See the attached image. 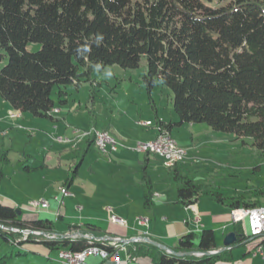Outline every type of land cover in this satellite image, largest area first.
Segmentation results:
<instances>
[{
  "label": "trees",
  "instance_id": "16d2710c",
  "mask_svg": "<svg viewBox=\"0 0 264 264\" xmlns=\"http://www.w3.org/2000/svg\"><path fill=\"white\" fill-rule=\"evenodd\" d=\"M216 1L213 6L203 0H0V47L4 50L0 61L7 58L0 66V95L22 112L53 119L55 88L60 102L65 103L62 97L68 85L78 86L82 77L89 79L92 68L110 64L136 68L144 57L147 90L151 93L158 83L169 87L179 116L175 123L156 116L160 132H170L174 124L204 122L215 130L234 133L243 143L251 138V144L264 152V0ZM29 42L41 47L28 50ZM84 141L95 142L94 134ZM168 169L176 185L177 204L184 207L194 204L202 193L230 210L262 205L263 191L250 196L205 191V185L185 174L178 163ZM144 171V203L151 207L153 186ZM16 209L0 202V239L21 247L41 244L48 251L80 252L91 245L85 236L48 238L25 233L51 234L55 221L26 220ZM234 224L237 243L242 244L248 237L245 226ZM68 230L92 235L93 244L105 246L111 253L118 250L96 239L106 234L98 224L69 223ZM125 246L130 259L145 264L234 260L233 249L178 256L146 241ZM220 247L215 230L204 227L200 233L181 234L171 248L205 252ZM29 252L34 250L19 249L17 254Z\"/></svg>",
  "mask_w": 264,
  "mask_h": 264
},
{
  "label": "rangeland",
  "instance_id": "374dc122",
  "mask_svg": "<svg viewBox=\"0 0 264 264\" xmlns=\"http://www.w3.org/2000/svg\"><path fill=\"white\" fill-rule=\"evenodd\" d=\"M203 1L209 5H217L216 0ZM40 47L41 44L37 42H29L27 45V49L31 51L38 50ZM0 53H4L1 47ZM6 61L7 58L0 61V66ZM80 69L85 70L84 67ZM146 70L147 61L144 57L136 68H125L119 64H110L103 68L96 66L92 68L89 79L82 77L78 86L68 85L67 94L62 97L67 100L66 103L60 102L58 89L55 88L54 106L62 110L60 115H56L61 117L59 121L53 122L49 118L35 116L27 111L20 112L25 115L24 118H19L20 114L11 112L0 116V174L4 165L3 169L6 171L5 176H0L1 192L15 196L14 200L19 206L23 204L30 206L31 202L41 201L44 197L50 201L49 206L34 210L17 207L21 210L22 218H25L27 213L33 212L34 219H52L57 229L64 231L68 228V223L74 222L78 224L92 222L108 230V223L114 216L127 222L130 229L129 234L136 233L135 231L142 228L147 236L149 234L160 242H170L174 245L178 241V236L171 238L170 229H166V226L172 221L181 219V215L177 216V214L185 208L173 204L177 212L171 213L167 220L165 217L169 213L168 206H161L160 203L163 201L158 197L154 199L156 202L152 207L146 206L144 201L140 207L136 202H132L129 206L127 202L121 207L116 201V197L129 193L127 188L132 190L142 188L145 165L146 173L154 189L153 192H162L161 194L164 193L167 196L174 195L175 199H177V189L168 168L176 163L185 174L193 177L198 183L204 184L205 191L221 190L228 195L244 196H250L257 191L264 192V152L251 144V138L247 137L246 143H243L242 139L237 138L234 133L215 130L204 122H184L172 126V131H170L172 138L185 151L176 162L154 152L150 153V163L146 162V153L149 152L139 151L137 145L140 142H151L159 134H157L159 129L156 116L158 115L166 122L179 121L174 108L173 91L158 83L149 93L144 82ZM0 99H2L1 95ZM66 116L67 121L64 120ZM67 122L71 127H66ZM59 123L60 129L56 130L55 127ZM113 127L131 129L130 131L136 132L137 136L141 134L145 136V133L149 132L157 135L152 140H140L135 146L123 141L119 146L118 141L113 137L117 135ZM73 130L78 132L74 133L75 138L69 137ZM99 132L113 138L118 144L116 148L118 146L123 149L127 148L136 154L128 158L123 157L121 161L112 159L113 161L109 162L112 153L106 156L107 148L103 151L94 143L96 148L91 147L86 161L80 167V173L71 187L69 198H66L63 193L67 190L58 191V184L55 185L54 182L49 181L48 177L53 176L54 180L59 178L66 180L74 168L71 172L68 166L49 172L48 169L33 170L34 167L37 168L35 164L40 166L43 155L50 150L62 154L66 159H72L75 157L74 149L78 148V144L87 136L91 134L95 136ZM35 158L38 160L36 161ZM98 158L102 160L99 161ZM20 170L24 172V176L13 174ZM71 178L72 175L70 180L74 179V177ZM48 186L52 187L49 192L46 191ZM54 190L57 192L54 193ZM75 194H77L76 197ZM55 195L58 198H55ZM260 200L262 205L257 207H264V196L260 197ZM197 202H195L197 209L206 211L202 215L201 227L197 231L199 233L206 224H210L213 215L229 210L227 206L219 203L207 193H202ZM114 206H117V210ZM143 209L147 213H143ZM58 212L64 215L63 221L57 219ZM140 217L148 218V225H140L138 223ZM117 224L121 222L117 221ZM212 225L215 227L210 228L215 230L219 245H223L225 237L237 226L233 222H228L225 227L219 229L217 226L220 224L212 223ZM246 225L247 221H245L247 231ZM154 231L160 235H156ZM126 244L128 243H119V259L127 264H145L129 258L125 249ZM250 244L242 243L233 248L234 260L224 264H261V257L249 251ZM19 249L21 250V246L18 244L1 238L0 264H60L61 249L52 250L50 258L32 253L18 255ZM5 253H9V256L5 257ZM97 260L96 264H99L102 258L98 255H91L87 262L95 264Z\"/></svg>",
  "mask_w": 264,
  "mask_h": 264
},
{
  "label": "crops",
  "instance_id": "0c3cea01",
  "mask_svg": "<svg viewBox=\"0 0 264 264\" xmlns=\"http://www.w3.org/2000/svg\"><path fill=\"white\" fill-rule=\"evenodd\" d=\"M14 110H17V111L15 112ZM9 112H11L13 114H15V113L20 114L21 110L16 109L8 101L4 100L3 98L0 99V116L1 115L5 116ZM60 113H62V110L59 109L58 107H55L54 106L53 110L51 111V114L53 115V119H50V118L49 119L52 120L53 122L54 121H59V118H61V117H58L56 115L57 114L60 115ZM20 115L21 116L19 118H24L25 117V115L23 113H21ZM161 119H163V118H161ZM64 120L65 121L68 120L67 116L64 117ZM37 123L40 124V122H37ZM66 127L67 128L71 127V126H69L68 122L66 123ZM113 128L115 129V131H117V133H116L117 135H114L113 137L116 138V140L119 143V146H120L121 141H123L124 143H127L129 145L135 146L138 142H140V140H145V141L152 140L155 137V135H157L158 133L160 134L162 132V131L161 132L158 131L157 134H151V132H149V133H145V136L143 134L137 136L136 135V132H131L130 131L131 129L118 128V127H113ZM55 129L56 130H59L60 129V123L58 125H56ZM76 131L75 130L71 131L69 137H71V138L74 137L75 138V134L78 133ZM92 146H94L96 148V146L94 145L93 142L86 144L85 141H81L78 144V148L74 147V148H76V149H74L75 150V157H73L72 159H66V158H64L62 156V154L56 153V152H53V151L50 150V151L46 152V154L43 155L42 159L40 160V166H37L39 164H35L37 168L34 167L33 170L34 171H40L41 169H44V170H47L48 169V172H49V171L54 170L56 168H63L64 166H68L69 169H70L69 171L71 172L73 170V168H74V171H75V167H76V165H78L73 180H70L69 178L71 177L72 174H74V171L72 172V174L69 173V175L66 178V180H64V178H59L58 180H54V178H52L53 176H49L48 177L49 178V181L54 182L55 185L58 184V187H57V190L58 191L59 190L63 191V189L67 190V193H65V192H63V193H64V196L66 198H69L71 196V194H70L71 193L70 191L72 190L71 187L74 185L75 179L78 176V174L80 173V167L86 161V159L88 157V153H89V151H90V149H91ZM119 146H118V149L117 150L112 151V152H109V153H112L111 154V157H109V158H111V161L109 160V162H112L113 161L112 159H118L117 161H121L120 159L123 158V157L124 158H128L132 154H136L135 152H133V151L127 149V148L123 149V148H120ZM150 153H153V152H150ZM150 153H146V155H147L146 162L147 163H150V159H151L150 158V156H151ZM108 154H106V156H108ZM102 155H105V154H102ZM35 159H36V161L38 160L37 158H35ZM98 159H99V161L102 160L101 158H98ZM4 167H5V165H4ZM3 168L1 170L0 176H5L6 175V171H4ZM28 168H30V167H28ZM145 168H146V165L144 167V170H145ZM27 173H29V172H27ZM13 174L14 175L24 176V172L21 171V170L15 172ZM50 177H51V180H50ZM141 187L142 188H136V189H133V190L126 187L127 188V192H129V193L126 194L127 196L126 195L125 196L124 195L118 196V197H116L117 198L116 201L118 202V204L121 205V207L124 206V205H126L125 203H127V202L129 203L128 206L129 205H132L131 204L132 202H136L137 204H139V207H140L142 205V202L144 201V188H143V183H142V186ZM51 188H52L51 186H48L47 189H46V191L49 192L51 190ZM1 191L2 190L0 188V202H2L4 204L12 205V206H14L16 208L17 207L22 208V209L23 208H28V209H31L32 208L31 205L29 206L27 204H23L22 206H19L18 204H16L17 202L14 200V199H16L15 196H11L8 193L3 194ZM153 191H154V189H153ZM56 192L57 191H55L54 193H56ZM159 193L160 192H158V191L153 192V196H152L153 204H155V202H156V200H154V199H156L158 197V198H160L163 201V203H160L161 206H166V205L168 206L167 208L169 209V213L165 217L168 220L169 219L168 217L171 215V213H173V212L176 213L177 212L176 211L177 209H175L176 206H177V199H175L176 196H174V195L173 196H167L164 193L161 194L162 192L160 194ZM76 196H77V194H75V197ZM54 197L55 198L56 197L58 198V196H56V195ZM65 197H64V199H65ZM197 201H196V203H198ZM49 203H50V201H49ZM196 203H194V204H192V205H190L188 207H184V206L178 204L181 208H185V210L184 211L183 210L182 211H179L180 213L177 214V216L178 215L179 216L181 215V217H182L181 219H177L175 221H172L171 223H168L169 225L167 224L166 229H170L169 235H171L170 236L171 238L172 237H177V236L179 237L181 234H184V233L189 232V231H193V230L194 231H198V228L201 227V224L200 223H201V220H202V215L206 211H199L197 209V205H195ZM173 204H175L176 206H174ZM180 207H178V208H180ZM114 209L117 210V206L116 207L114 206ZM31 210H34V209L32 208ZM142 212L143 213H147V212L144 211V209L142 210ZM230 212H231V210L229 209L228 212L220 213L218 215H213V220L210 221V224L209 223L206 224L205 227H215V225H212V223H218V224H220V225L217 226V229H219L220 227H225L228 222H232L231 219H230V214H229ZM195 213L200 216V222L197 223V222L191 221V220L188 221V222H186V220L192 218ZM34 217H35L34 213L31 212V213H27L25 215V218L24 219H26V220H32V219H34ZM57 219L63 221L64 215L62 214V212H58ZM70 224H76V222L70 223ZM80 224H83V223H80ZM199 224H200V226H198ZM127 225L117 224V222H112L110 220V223H108V228H107L108 230H105V233L106 234L104 236L105 237L106 236L121 237V238H125V239H127L129 237H136V236H147V234L144 232L145 230L142 229V228L141 229L139 228L137 231H135L136 233H130L129 234V230L130 229H129V227ZM52 233L53 234H58L59 236H65V234H68V233H71V232L68 230V228L66 230H64V231L59 230V229H57V227L55 225V231L52 232ZM154 233L156 235H160L156 231H154ZM101 237H103V236H101ZM148 237H150V238H152L154 240H157L152 235H149ZM157 241H159V240H157ZM161 243H163V244H165V245H167L169 247H173V246L176 245V244L171 245L170 242L169 243L161 242ZM221 246H223V245H221ZM24 248H26V249H33L34 250V252H29V253L47 256L48 258H50V256H49L50 255V252H52V251H48V249L46 247H44L43 245H41V244H34V245H32V244H25V245H23V247H21V249L23 250ZM125 249H126V246H125ZM97 262H98V260L95 262V264ZM224 263L225 262H218L217 264H224ZM261 263H262V260H261Z\"/></svg>",
  "mask_w": 264,
  "mask_h": 264
},
{
  "label": "built area",
  "instance_id": "2783aa9c",
  "mask_svg": "<svg viewBox=\"0 0 264 264\" xmlns=\"http://www.w3.org/2000/svg\"><path fill=\"white\" fill-rule=\"evenodd\" d=\"M98 134V133H97ZM61 139V138H60ZM93 143H100L102 144V148H107V154L111 151H115L118 148H115L111 145V143L108 141L107 138L104 136H101L100 142H93ZM143 148H158L162 149L166 152L172 153L174 158H176V152L173 151V148H165L164 146H153V147H146V146H140ZM67 193V191H63ZM49 200L48 199H41V201L37 202H31V207L33 209L41 208V207H47L49 206ZM230 219L233 223H239L245 226V221H247V241L246 243H251L249 251L253 252L254 255H259L262 259V263L264 264V208H259V212H233V214H230ZM195 221L197 223L200 222V216L194 215L192 218L187 219L188 221ZM112 222L120 221L121 224L127 225V222L123 219L116 218L112 216L111 218ZM138 223L140 225H148L149 219L146 217H140L138 218ZM26 233V232H25ZM36 234H41L39 231H34ZM48 238H58L60 237L58 234L49 233L47 234ZM88 239H90L91 245L88 246L86 249L80 251V252H73L69 249H63L60 251V263L61 264H88L87 259L91 255H98L102 258L101 263L99 264H127V262H122L119 259L118 250L114 253H111L105 246L101 245H95L92 243V239L94 237L92 235H86ZM119 237H112L110 239L109 237H103V238H96L98 240L102 241L103 245H107L109 243L110 245H113L114 247H118L119 243L116 240Z\"/></svg>",
  "mask_w": 264,
  "mask_h": 264
},
{
  "label": "bare ground",
  "instance_id": "6f19581e",
  "mask_svg": "<svg viewBox=\"0 0 264 264\" xmlns=\"http://www.w3.org/2000/svg\"><path fill=\"white\" fill-rule=\"evenodd\" d=\"M97 132V131H96ZM101 136H104L105 138L108 139V141L111 143V145L113 147H117L116 145H118L117 143H115L116 141L107 136L106 134L103 133H98L95 134V142H100L101 141ZM96 145H98L99 148H101L103 151H105V148H102V144L100 143H96ZM140 146H146V147H153V146H164L165 148H173V151L176 152V158H174L172 153L166 152L162 149H158V148H143ZM137 149L139 151L142 152H154L157 153L163 157H167L170 160L173 161H177L179 159V157H181L182 153H185V151L183 149H181V147L178 146L177 142L172 138V136L170 135V133L168 131H162L153 141L151 142H147V143H142L140 142L137 145ZM36 202V201H34ZM259 208H264V207H254V208H248V207H241V208H233L231 209L230 214H233V212L237 211V212H259ZM60 263V262H59Z\"/></svg>",
  "mask_w": 264,
  "mask_h": 264
},
{
  "label": "water",
  "instance_id": "95a60500",
  "mask_svg": "<svg viewBox=\"0 0 264 264\" xmlns=\"http://www.w3.org/2000/svg\"><path fill=\"white\" fill-rule=\"evenodd\" d=\"M17 213L20 215L21 214V210L20 209H16ZM3 227V225H1ZM26 233H31V232H34L32 230H24ZM41 234L47 236V233L45 232H41ZM78 236H86L85 234L79 232V231H76L75 233H68V234H65L64 237H78ZM103 238V237H102ZM110 239H112V237H109ZM119 243L120 242H123V243H129V242H137V241H146V242H149V243H152L158 247H160L161 249L169 252V253H172L174 255H178V256H183V255H203V254H206V255H211V254H215V253H218V252H221L223 250H226V249H233L237 246H239L240 244L237 243L238 241V234L236 231H232L230 232L226 237H225V240H224V243H223V246L216 249V250H212V251H205V252H198V251H192V252H179V251H176L174 250L173 248L157 241V240H154L148 236H136V237H132V238H129V239H125V238H117L116 239ZM247 241H244V243H246Z\"/></svg>",
  "mask_w": 264,
  "mask_h": 264
}]
</instances>
